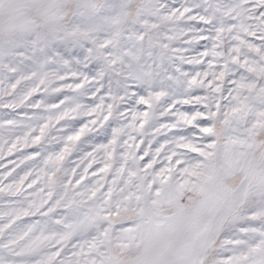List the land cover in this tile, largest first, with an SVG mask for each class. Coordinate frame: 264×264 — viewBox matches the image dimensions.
I'll return each mask as SVG.
<instances>
[{
    "label": "snow or ice",
    "instance_id": "6c2138e0",
    "mask_svg": "<svg viewBox=\"0 0 264 264\" xmlns=\"http://www.w3.org/2000/svg\"><path fill=\"white\" fill-rule=\"evenodd\" d=\"M0 264H264V0H0Z\"/></svg>",
    "mask_w": 264,
    "mask_h": 264
}]
</instances>
